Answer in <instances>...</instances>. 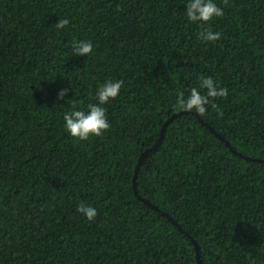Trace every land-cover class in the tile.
I'll use <instances>...</instances> for the list:
<instances>
[{"label": "trees", "instance_id": "trees-1", "mask_svg": "<svg viewBox=\"0 0 264 264\" xmlns=\"http://www.w3.org/2000/svg\"><path fill=\"white\" fill-rule=\"evenodd\" d=\"M215 2L220 37L203 42L184 0H0V264H198L188 236L201 264H264V0ZM73 38L92 53L70 54ZM201 76L229 94L174 117L143 158L134 186L155 210L134 193L138 158ZM105 79L123 81L111 127L77 141L63 112Z\"/></svg>", "mask_w": 264, "mask_h": 264}, {"label": "clouds", "instance_id": "clouds-1", "mask_svg": "<svg viewBox=\"0 0 264 264\" xmlns=\"http://www.w3.org/2000/svg\"><path fill=\"white\" fill-rule=\"evenodd\" d=\"M223 15V9L216 4L215 0H184L183 16L189 24H197L201 27L198 39L203 42H213L219 39L220 33L213 32L206 26L214 18ZM69 23V19L59 18L54 23V27L57 31L63 30ZM92 51L93 43L90 40L73 38L71 41L70 54L87 57ZM122 86V80L105 79L96 85L93 94L94 103L82 104L76 100L69 101V107L62 115L64 131L77 141L102 137L111 127L105 105L118 98ZM201 89L204 90L203 93ZM67 91L68 89H61L57 98L63 100ZM228 94L229 90L222 87L212 76H201L197 85L188 89L187 94L181 90L176 91L172 110L203 116L209 106L215 107L216 98H225ZM75 211L87 221H93L98 214L94 206L85 202H79Z\"/></svg>", "mask_w": 264, "mask_h": 264}, {"label": "water", "instance_id": "water-1", "mask_svg": "<svg viewBox=\"0 0 264 264\" xmlns=\"http://www.w3.org/2000/svg\"><path fill=\"white\" fill-rule=\"evenodd\" d=\"M181 113H186V112H180V113H177V114H173L170 118H168V119L165 121V123L163 124V126H162V128H161V132H160V136H159L158 140L155 142V144L152 145V147H151L150 149H148V150H146L145 152H143L142 154H140V156H139V158H138V161H137V164H136V167H135V172H134V176H133V189H134V193H135V195L137 196L138 199L142 200L144 203L148 204L150 207H152V208L155 209V210H158V208H157L156 206L150 204L148 201H146L145 199H143V198H141L140 196L137 195V193H136V189H135V186H134L135 175H136V173H137V171H138V167H139L140 163L142 162L143 158L145 157V155H146L149 151L154 150V149L158 146V144L160 143L166 125H167V124H168V123H169L174 117H176L177 115H179V114H181ZM199 121H200L203 125H205V126H206V127H207V128L213 133V134H215V136H217L221 141H223L224 144H225V145H226V146L232 151L233 154L238 155V156H241L239 153H237V152L232 148V146L229 145V143H228L223 137H221L219 134H217L215 131H213V130L209 127V125H208L206 122H203L200 118H199ZM245 159H246V160H249V158H245ZM163 215L166 216V217H167V218H168V219H169L174 225H176L180 231H182L186 236H188L187 233H186L185 231H183L182 228H181V227H180V226H179V225H178V224H177V223H176V222H175V221H174L169 215H167V214H165V213H163ZM188 238L192 241V243H193V245H194V248H195V250H196V259H197V262H198V264H201V263H200V260H199V257H198V246H197V244L195 243V241H194L190 236H188Z\"/></svg>", "mask_w": 264, "mask_h": 264}]
</instances>
